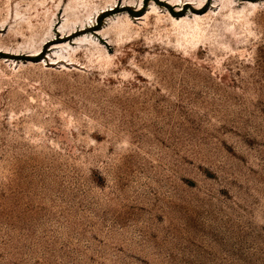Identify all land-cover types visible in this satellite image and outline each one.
I'll return each mask as SVG.
<instances>
[{"label": "rangeland", "instance_id": "obj_1", "mask_svg": "<svg viewBox=\"0 0 264 264\" xmlns=\"http://www.w3.org/2000/svg\"><path fill=\"white\" fill-rule=\"evenodd\" d=\"M0 264H264V0H0Z\"/></svg>", "mask_w": 264, "mask_h": 264}, {"label": "bare ground", "instance_id": "obj_2", "mask_svg": "<svg viewBox=\"0 0 264 264\" xmlns=\"http://www.w3.org/2000/svg\"><path fill=\"white\" fill-rule=\"evenodd\" d=\"M116 7H114V9H115ZM100 16H102V14H100ZM177 22V21H176ZM199 25V24H198ZM83 29V28H82ZM198 27H196L194 30H193V32H192V37L194 38V37H197V36H199V32H198ZM78 31V30H77ZM71 34H73V33H71ZM71 34H69V35H71Z\"/></svg>", "mask_w": 264, "mask_h": 264}]
</instances>
